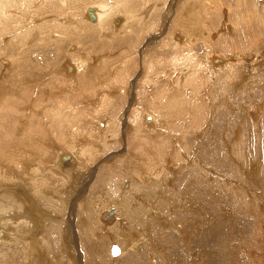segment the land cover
<instances>
[{
    "label": "rangeland",
    "instance_id": "obj_1",
    "mask_svg": "<svg viewBox=\"0 0 264 264\" xmlns=\"http://www.w3.org/2000/svg\"><path fill=\"white\" fill-rule=\"evenodd\" d=\"M111 4L116 10L103 15L101 20L110 37H102L100 28L91 27L88 18L80 20L82 0L73 1L69 13L70 19L78 22L73 31L59 27V24L64 28L71 24L69 17L65 18L69 11L65 6L55 7L62 8V14L50 11L53 6H45L48 12L42 14L43 10L36 9L40 1L29 11L12 9L15 12L10 13L11 19L22 26L12 24L13 28L21 26L15 31L2 29L0 49H4L6 56V49H10L11 54H20L21 62L26 60L23 67L18 61L16 68H25L29 73L38 65L43 70L34 69L37 76L28 75L26 89L13 85L9 98L0 90V195L9 194L14 201L13 209L1 217L8 223L1 235L15 236L18 248L29 245L27 253L32 248H41L38 264H135L134 259L138 264H264V0H101L97 3L100 9ZM128 11L137 12L138 16L114 31L113 25L116 27L118 23L113 20L122 18L121 13ZM47 21L58 23V28H54L63 32L56 45L39 37L33 43L18 45L21 38L25 41L26 33ZM188 30L199 33L192 32L195 36L183 42V50L202 65L198 70L181 71L180 77L205 79L206 84L202 83L199 91L200 118L189 121L188 110V114L174 118L171 126L164 121L150 129L143 122L142 133L137 137L134 123L144 121V105L161 88L169 90L175 86L172 76L163 75L170 69L162 70V66L170 60L175 41L182 42L175 36H189ZM42 31L47 33L45 29ZM145 31L148 34L144 35ZM206 52H210L207 56L211 58H224L228 65L220 67L221 63L212 61L209 64L203 56ZM4 53H0L2 59ZM99 55L108 57L95 64L91 72L84 69L72 79L65 78L73 72L64 71L60 66L64 61L70 64L80 61L85 65L93 63L89 58L96 61ZM121 62L129 74L126 73L124 83L107 72L112 64ZM187 62L182 61L181 67ZM6 69L0 62V81L15 83V71L8 73ZM102 78L107 79L106 84L98 83L96 87ZM71 86L76 91V102L69 93V97L65 95ZM100 90L120 92V98L115 100L117 105L113 101L99 104ZM52 97L60 105L51 103ZM78 98L83 102L78 106L81 110L77 109L80 117L83 115V120L91 121L89 132L101 130L100 133L94 132L90 137L87 132L82 136L86 132L83 127L78 126V131L73 123L71 126L67 123L61 127V134L57 130L58 122L51 121L56 111H64L73 122ZM104 119L115 121V127L106 130ZM147 127L150 130L144 131ZM65 135L72 141L75 139V145L88 141L95 158L85 160L82 166L71 160L72 151L62 142ZM91 138L94 141H89ZM162 143L167 146L163 160L153 157L143 163L156 168L153 175L140 156L145 152L156 155L154 147ZM56 146L61 149L55 151ZM137 149L143 152L135 154ZM175 155L181 158L177 160ZM61 156H68L69 160H61ZM131 163L137 164L140 173L139 186L130 189L126 182L132 176L127 173ZM171 163L175 165L172 167ZM29 175L41 178L37 185L41 192L36 197L29 191L36 186L33 181L37 178ZM26 193L28 197L22 200L20 194ZM120 195L126 198L116 200ZM105 197L102 206L106 204L107 208L110 200L112 203L108 209L103 207V211L123 203L118 210L115 207L123 216L116 219L115 215L112 224H105L99 215V219L89 217L102 212L97 203ZM63 200L66 206L62 205ZM23 201L30 203L26 211ZM209 216L213 218L211 224L205 222ZM24 218L29 224L23 229L28 235L26 240L19 237L16 225L19 221L27 225ZM50 223L56 225L55 230H49ZM167 224L170 226L165 227ZM116 229L122 234L116 233L115 239L102 232L110 234ZM188 230L193 232L190 248L184 243ZM113 244L123 247L115 263L110 251Z\"/></svg>",
    "mask_w": 264,
    "mask_h": 264
},
{
    "label": "bare ground",
    "instance_id": "obj_2",
    "mask_svg": "<svg viewBox=\"0 0 264 264\" xmlns=\"http://www.w3.org/2000/svg\"><path fill=\"white\" fill-rule=\"evenodd\" d=\"M36 1H40V6H38L36 9H41V10H43L41 13L43 14L44 12H48L47 10H48V7H45V6H53V9L51 10L50 9V11H52V12H54L55 11V13H60L61 12V14H62V12L64 11L62 8H57V9H55V7H62V5L63 6H65V9H68L67 11L68 12H66L65 14L67 15V17H65V18H68L69 17V20H68V22L70 21L71 22V24H70V26L69 27H67V28H64V26H63V24L62 25H60L59 24V27L60 26H62L61 28H63V29H67V31L68 30H72L73 31V27H75V26H77V24H78V22H77V20L76 21H74L73 22V20L74 19H70V12L73 10V1H76V0H0V25H3V26H0V35L2 36V34H3V30L2 29H9V28H11V29H9V30H11V31H15V30H17V29H19L21 26H22V24H17L15 21H13L12 19H11V14L10 13H13V12H15V11H13L12 9H24L25 11H29L30 10V7H34L35 6V3H36ZM82 2H83V7H82V10H81V12H80V14H83L82 16H79L80 17V20H87V18H88V15H87V13H86V11H85V8L87 7V6H91L92 7V12H93V15H94V19L93 20H90L89 18H88V22L90 23V26L91 27H94V26H98L99 28H100V30L102 31V33L100 34L102 37H110V36H112L111 35V33L110 32H107L106 31V29L104 30V27H103V21H101L102 20V16L103 15H105V14H107V13H112V12H114L116 9V6L115 5H110V7L109 8H107V9H104V8H102V9H100L99 8V6L97 5V3H100L101 2V0H82ZM146 3V2H145ZM146 5H148V4H146ZM21 12V11H20ZM40 13V14H41ZM61 14H59V15H61ZM64 14V13H63ZM53 15V17L54 16H59L58 14H52ZM50 16V15H49ZM71 16H72V14H71ZM84 16L86 17V19L84 18ZM138 16V14H137V12H134V11H128V12H122L121 13V17L122 18H120V19H115V20H113V22H115V24L116 23H118V27L116 26H114L113 25V30L114 31H118V29H119V27L122 25L123 26V24H126V23H128V22H131V20H133L135 17H137ZM83 17V18H82ZM45 18H48V17H45ZM55 18H57V17H55ZM74 18V17H73ZM26 19V18H25ZM29 19H31V18H29ZM53 19V18H52ZM51 19V20H52ZM58 19V18H57ZM64 19V18H63ZM63 19H62V21H63ZM47 20H50V18H48ZM55 21V20H54ZM64 21H67V20H65L64 19ZM14 22V23H13ZM18 22H20V20H18ZM12 24H14L15 26L16 25H21L20 27H16V28H13L12 27ZM66 24V23H65ZM79 24H80V22H79ZM57 25H58V23L55 25V24H53V22H51V21H47V22H45L44 24H42V25H39V26H37V27H34L30 32H28V33H26L23 37L25 38V41H23V39L21 38V40H19L20 42H22L21 44L19 43L18 45L19 46H22V45H26V44H30V43H33L34 41H36L37 39V37H39V39L41 40V41H44V40H47V41H49V43H50V41H52L53 43H55L54 45H56V42L58 43L60 40H61V34L63 33V32H61L60 30H61V28H59V29H56V28H58L57 27ZM54 27H56V28H54ZM148 28V27H147ZM5 29V30H6ZM42 29H45V31H47V33L46 34H44V31H42ZM48 29V30H47ZM78 29V28H77ZM11 31H7V33H10ZM20 31V30H19ZM66 31V30H65ZM193 31H195V30H192V31H190V30H188L186 33L188 34L189 33V36L188 35H185V34H182L181 36H175V38L177 39V40H179V39H182V42H177V41H175L176 43H174V45H175V47L173 48V53H172V56L170 57V60L168 61V60H166L167 61V63H166V65L163 67L162 66V70H164V69H170V71L169 72H166V71H164V74L163 75H165V76H172L171 78L172 79H174L175 80V86L174 87H172L171 89H169V86L172 84H169V86H167L168 87V89L169 90H163L162 88H161V90L159 91V92H155L151 97H154V98H150V100L146 103V105H144V109H143V111H144V121H137L136 123H134V135L135 136H139L140 135V133H142V131L141 130H143V127H144V123L143 122H145L146 124H149L148 126L150 127V129L152 128L151 126H154V125H156L157 123H160V122H164V121H166V123L168 124V126H171V121L174 119V118H177V116H179V115H182V114H188V110H190V116H189V121H190V119H191V121H192V119H194V120H196L197 119V117H198V119L200 118L199 117V115H200V113L199 114H197V112H201V111H199V109H200V107H199V104H200V101H199V93L201 92L200 91V87H201V85H202V83H204L205 81V79H203L202 80V78H199V81L198 80H196V78L195 77H180L181 75H180V72L181 71H185V70H198V68H200V66L202 65V63H200V62H198L197 61V59H195V58H193V57H191V56H189L184 50H183V48H184V43L183 42H185V41H187V40H189L190 39V36L192 35V37L193 36H195L193 33H199V30L197 31V32H193ZM18 32V31H17ZM193 32V33H192ZM117 33V32H116ZM202 33V32H201ZM36 34V35H35ZM68 34H71V32H69ZM67 34V35H68ZM146 34H148V31H145V34L144 35H146ZM0 36V37H1ZM197 36V38H198V35H196ZM200 37V36H199ZM202 38V37H201ZM1 39H3L2 37H1ZM0 39V40H1ZM4 39H5V37H4ZM36 39V40H35ZM38 39V40H39ZM194 39V38H193ZM195 41H196V39H194ZM198 40V39H197ZM18 41V42H19ZM3 42H5V40L3 41ZM50 44H52V43H50ZM1 45V44H0ZM17 45V46H18ZM187 45V44H186ZM4 47V46H3ZM2 47V48H3ZM18 48V47H17ZM22 48V47H21ZM128 48V47H127ZM154 48V47H153ZM1 51H0V53L2 54V53H4V49H0ZM16 50V49H15ZM21 49H19V51H20ZM53 50H55V48L53 47ZM6 51L8 52L7 53V56H6V54L4 55V57H5V59H2L1 57V59H0V62H2V64L4 65V67L6 66L7 67V69H6V72L8 71V73L10 72H12L13 70L15 71V72H13V74L15 75V77H14V79L16 78L17 79V81H19V82H15V83H10V82H8V81H6V82H3V81H0V90H2L3 92H5V97L6 98H9L10 96L8 95V93H9V91H12V89H13V85H15V86H17V85H19L20 87V89H22V88H27L28 86L26 85L27 84V82H28V75H30V74H34L35 76H37V74L35 73V71L37 70H43V68H41L40 66H38V65H34V67H33V71L31 70L29 73H27L26 71H25V68H22V69H18V68H16V67H18V66H16L15 64H18L17 62L18 61H20V63L19 64H21L22 66L21 67H23V65H26L25 63H26V60H24L23 59V62H21L22 61V57L20 56V54L19 55H16V52H15V54L13 55V54H11L12 52H10V49H6ZM17 51V50H16ZM18 51V52H19ZM144 51V50H143ZM216 51V50H215ZM182 53V56H179L178 54L179 53ZM53 53H55V51L53 52ZM207 53H210V52H206L203 56H204V58L206 59V60H208L209 62V64H210V61H212L213 63L215 62V64L217 63V64H219V63H221L222 65L220 66V67H222V66H224V65H228V63L226 62V60L224 59V58H222V57H220V58H211V57H209V56H207ZM9 54V55H8ZM146 54V53H145ZM238 54H239V52H238ZM242 54V53H241ZM241 54H240V56H241ZM210 55V54H209ZM9 56V57H8ZM238 56V55H237ZM239 56V57H240ZM3 57V56H2ZM12 57V58H11ZM105 57H108L107 55L105 56V55H99L98 57H96V61H95V58H93L92 59V57L91 58H89V60H91V61H93V63H88V64H85V65H83L80 61H73L72 62V64H70L69 62H67V61H64L62 64H60V66H63L64 67V71L65 72H67V73H71V72H73V74L72 75H69V76H65V78L66 79H72L73 78V76H76L78 73H83V71H84V69H87V70H89L90 72H91V70H93L94 69V66H95V64H97V63H99L100 61H102V59H104ZM185 58V59H184ZM199 58V57H198ZM186 61V60H188V64H186L185 65V67H181V62L183 61V63H184V60ZM205 59H204V61H205ZM89 60L87 61V62H89ZM68 61H71V60H68ZM162 61V60H161ZM16 62V63H15ZM190 63V64H189ZM28 64V63H27ZM33 66V65H32ZM183 66V65H182ZM12 67V68H11ZM27 67V66H26ZM154 67H156V66H154ZM161 67V66H160ZM211 67V66H210ZM220 67H218L217 66V68H220ZM12 70H11V69ZM31 68V67H30ZM104 68V67H103ZM102 68V69H103ZM159 68V67H158ZM34 69H36L35 71H34ZM61 70H63L62 69V67H61ZM153 69L151 68V70L150 71H152ZM218 70V69H217ZM36 71V72H37ZM157 71V70H156ZM107 72H109V75H111V77L113 78V79H116L118 82H125V81H123L124 79H125V76H126V66H125V63L124 62H121V63H117V64H115V65H111V67H109V69H108V71ZM154 72V71H153ZM171 72V73H170ZM93 73V72H92ZM195 73V72H194ZM39 74H41V73H39ZM128 74V73H127ZM86 75V74H85ZM129 75V74H128ZM196 75V74H195ZM203 75H205V74H203ZM9 76H11V74L9 75ZM122 76V77H121ZM198 76V75H197ZM12 77V76H11ZM33 77V76H32ZM121 77V78H120ZM157 77V76H156ZM180 77V78H179ZM200 77H202V75L200 76ZM84 79H85V77H83ZM159 78H163V77H159ZM204 78V77H203ZM15 79V80H16ZM88 78H86V80H87ZM145 79V78H144ZM93 80H95V79H93ZM102 80L103 81H101V79H100V82L99 81H97V84H96V87H97V85H98V83H102V82H107V79H103L102 78ZM32 81V80H31ZM73 81V80H72ZM130 81V80H129ZM164 81V80H163ZM162 81V82H163ZM104 82V84H106ZM156 82H158L157 80H156ZM159 82H161V81H159ZM67 83V82H66ZM94 83H96V81H94ZM89 84V83H88ZM204 84H206V82L204 83ZM203 84V85H204ZM244 84V83H243ZM103 85V84H102ZM108 85V84H107ZM120 85V84H119ZM27 86V87H26ZM70 86V85H69ZM68 86V87H69ZM73 86H75L74 85V83H73ZM106 86V85H105ZM156 86V85H155ZM243 86V85H242ZM66 87V86H65ZM87 87V86H86ZM96 87L94 86H92V87H89L88 86V89H96ZM109 87V86H108ZM116 87V86H115ZM171 87V86H170ZM85 88V87H84ZM107 88V87H106ZM110 88H111V86H110ZM165 88V87H164ZM85 89H87V88H85ZM116 89V88H115ZM122 89V88H121ZM121 89H120V92H122L121 91ZM166 89V88H165ZM69 90H73V92L71 91V92H69ZM118 90V89H117ZM163 90V91H162ZM104 91H106V90H104ZM104 91H102V90H100V92H99V95H98V97H97V101H99V104H101V103H104V102H106V103H110L111 101H113V104L114 105H117L116 103H115V100H116V98H120V97H118L119 96V93L117 94V93H113V91H107V92H104ZM116 91V90H115ZM158 91V90H157ZM200 91V92H199ZM118 92V91H117ZM63 93V92H62ZM67 94H65L66 96H68V93H69V96H73V100L75 101L77 98L75 97V93H76V91H75V89H74V87H70V88H67V92H66ZM73 93V94H72ZM89 93V92H88ZM72 94V95H71ZM81 94V93H80ZM194 96L193 98H190L189 96ZM1 96V95H0ZM57 96V95H56ZM68 96V97H69ZM53 99H51V103H57L56 105H60V103H59V100H57V98L56 97H52ZM201 98V97H200ZM68 99V98H67ZM80 99H82V98H80ZM79 98H78V100H77V103H75L74 105H75V108L73 109V122H71V121H69V117L67 118V116H66V113L63 111H56L55 113H54V116H53V118L51 119V121L53 120V121H55V123H57V126H58V128L59 129H57V130H59L60 131V133L62 134L63 132H61V127L65 124H67L68 123V125L69 126H71L72 125V123H73V128L75 127V128H77L78 129V126H81V128L83 127L85 130H86V132L85 133H83V134H81L82 136L83 135H87V132H89V130H88V127L89 126H91V121H87V120H83V118H82V116L80 117V115L79 114H81V113H79V110H77V109H80L78 106H81V104L83 103V102H81V100H80ZM86 99V98H85ZM152 99V100H151ZM154 99V100H153ZM7 100V99H6ZM69 100V99H68ZM5 101V100H4ZM8 101L9 100H7V103H8ZM96 101V102H97ZM76 102V101H75ZM91 102V101H90ZM7 103L5 104V105H7ZM202 103V102H201ZM90 104V103H89ZM112 104V105H113ZM0 105H2V104H0ZM4 105V106H5ZM9 105H10V103H9ZM83 105V104H82ZM92 105H94V104H92ZM202 106V105H201ZM99 107V106H98ZM143 107V106H142ZM209 107L210 106H208V109H209ZM14 108V107H13ZM56 108V107H55ZM214 108V107H213ZM59 109V108H58ZM192 109H194L193 111H192ZM81 110V109H80ZM54 111V110H53ZM52 111V112H53ZM38 112V111H37ZM146 114H149V115H146ZM133 115H135V113H134V111H133ZM85 116V115H84ZM104 116V115H103ZM60 117H64V118H67V120L66 119H61V120H58V118H60ZM135 117V116H134ZM108 118V117H107ZM193 120V121H194ZM57 121V122H56ZM104 121L106 122V123H103V125H104V127H105V129L106 130H112L114 127H115V121L113 122L112 120H107V119H104ZM176 121V120H175ZM141 122V124H139ZM174 121H172V123H173ZM175 123V122H174ZM48 126V125H47ZM66 127V126H65ZM64 127V128H65ZM149 127H147L144 131H146L147 129H148V131L150 130L149 129ZM80 128V129H81ZM78 131H79V129H78ZM94 132H97V134L98 133H100L101 132V130L99 131V130H92V131H90L89 132V135H90V137H91V135H93V133ZM114 135V134H113ZM66 136V135H65ZM94 136V135H93ZM86 137V136H85ZM63 140H62V142H64V146L66 145V147H68L72 152H71V160H73L74 162L76 161H78V162H80L79 163V165L81 164V166L84 164V161L85 160H87V159H89V158H91L92 156H93V151L92 150H90V146H89V142L88 141H85V143L83 142V140H82V142L78 145H75L76 143H77V141L75 140V139H73V141H72V139L70 138V137H64L63 136ZM87 138V137H86ZM89 141H94V139H89ZM163 142H164V139L162 140ZM166 141V140H165ZM62 144V143H61ZM166 145V143H162V144H160L159 146L157 145V146H155L154 148L156 149V151H157V154L156 155H153V154H151V153H149V152H145V154L144 155H142V156H140V159L143 161L142 162V164L145 162V160H147V159H149V158H153V157H157V158H159V161H162L163 160V155H164V152H165V149L167 148V146H165ZM177 145V144H176ZM60 146V145H59ZM52 148H54V147H52ZM178 148V147H177ZM11 149V148H10ZM55 151H59L61 148L60 147H58V146H56L55 148ZM53 149V150H54ZM138 152H143V150L142 149H137V152L135 153V154H137ZM66 155V154H65ZM80 156H85L84 158H81ZM86 156H88L87 158H86ZM114 156V155H113ZM93 158H95V156H93ZM175 158L178 160V159H180L181 157L179 156V155H175ZM61 160H64V161H68L69 160V158H68V156H61ZM138 163H140L139 161H138ZM67 164V163H66ZM65 164V165H66ZM70 164H71V161H70ZM73 164V163H72ZM76 165V167H77V164H75ZM144 166H146L145 164H143ZM173 165H175V164H173V163H171V166L173 167ZM129 166V165H128ZM130 166L131 167H128L129 169L127 170V173H129V175H130V173H132L131 175L132 176H130V178L128 179V183L126 182V184H129V188L131 189V188H133V187H137V185H138V174L140 173V170L139 169H137V164H135V163H131L130 164ZM147 167V169L148 170H150L151 169V172H150V174H153V175H156L154 172L156 171V168H151V167H149V166H146ZM165 168V167H164ZM78 169V168H77ZM78 171V170H77ZM79 171H81V170H79ZM174 171V169L172 170V172ZM175 172V171H174ZM77 174H79V173H77ZM172 175H174V174H172ZM171 175V176H172ZM31 176H36V175H29V177H31ZM122 176H123V174H122ZM127 176V175H126ZM170 176V175H169ZM32 179H33V177H31ZM36 180H34L33 181V183L36 185V186H34V188L33 189H31L29 192H31L35 197L41 192V190L39 189V187L37 186L38 185V182L40 181V176H36V177H34ZM43 179H45L44 177H43ZM28 184H30L31 185V183H28ZM29 186V185H28ZM121 186V185H120ZM139 186V185H138ZM13 190V189H12ZM23 191V190H22ZM122 192H125V191H123V190H121ZM11 195V194H10ZM3 199H1L0 198V225L2 226H0V262H6V260H7V262L5 263V264H38V262H40V257H41V248H32L31 250H30V253H27L28 252V246L29 245H26V243H25V247L24 248H18V247H20L18 244H19V241H18V239L15 237V236H12V237H6V236H2L1 234L3 233L2 231L5 229V228H7V221H3L2 220V215L3 214H5V213H7V212H9L10 210H12L13 209V207H12V202H14L12 199H11V196H9V194H6V195H0ZM25 196V197H24ZM23 196V194H20V197L22 198V200H25V198H27L28 197V194L26 193L25 195ZM12 197H13V195H12ZM41 198H44V197H41ZM126 198V197H125ZM125 198H123V195H120V196H118L117 198H115L116 200H122V199H125ZM46 199V198H45ZM135 199V198H134ZM47 200V199H46ZM105 200H107V197H105V198H103V199H101V201L99 202L98 201V203L97 204H99V209L102 211V212H99L100 214H91V215H89V217H97L98 219H99V216H100V220H103V222H105V224H109V223H113L114 222V219H115V215H116V219L118 218H120V216H123V213H121L120 211H116L115 210V207L117 208V210H118V208H120V206L123 204V203H120L119 205H115V207H110V209L109 210H105V211H103L104 209H103V207H105L106 208V204L104 205V206H102L101 204H103V203H105ZM62 202V205L63 206H66L67 205V203L63 200V201H61ZM67 202H68V198H67ZM107 202V201H106ZM110 203H112V201L110 200V201H108L107 202V208L106 209H108V207H109V205H110ZM124 203H125V201H124ZM128 203H130V202H128ZM127 203V204H128ZM143 203V202H142ZM152 204L151 205H153V202H151ZM22 204L24 205V209H25V211H26V208L28 207V205L30 204L29 202H26V201H23L22 202ZM45 204V203H44ZM49 205V204H48ZM49 207L51 208V206L49 205ZM134 207L136 208L137 207V204L136 205H134ZM22 208V207H21ZM21 208H19V209H21ZM192 208V207H191ZM44 209V208H43ZM52 209V208H51ZM134 209V208H133ZM193 209V208H192ZM260 210H261V208H260ZM125 211H127V210H125ZM124 211V212H125ZM29 213H31L30 212V210L28 211ZM99 215V216H98ZM25 218H27V217H25ZM25 218H24V220L23 221H25ZM207 219V221H205L206 223H208V224H211V221H212V219L213 218H211L210 216L208 217V218H206ZM216 219V218H215ZM99 221V220H98ZM109 221V222H108ZM216 221V220H215ZM26 222V221H25ZM100 222V221H99ZM27 223V222H26ZM202 223V222H201ZM16 225H17V228H18V234H19V237L20 238H22V239H27L26 237H28V235H27V233H24L23 232V229H25L26 227H28L29 226V224L27 223V225L25 224V223H23V222H17L16 223ZM100 225V224H99ZM213 225V224H212ZM12 226H14L13 225V223H12ZM168 226H170V225H165V227H168ZM179 226H181V225H179ZM178 226V227H179ZM14 227H16V226H14ZM47 227H49V230H55V227H56V225L54 224V223H50ZM177 228V227H176ZM181 228V227H180ZM15 230V229H14ZM22 230V231H21ZM189 232H188V235L187 236H185V238H184V243L190 248V246H189V242H191L192 241V243H193V239H192V237H193V232H191V230H188ZM52 232V231H51ZM102 232H103V234L106 236V237H108L109 239L112 237V239H115V237H116V233H119V235H121L122 234V232L120 231V230H118V229H116V230H113L112 231V233L110 232V234H109V232H107V231H105V230H102ZM167 232H169V231H167ZM125 233H129L128 231H126ZM255 236V235H254ZM259 236V235H258ZM126 239V237H123V239ZM255 238V237H254ZM124 239V240H125ZM258 239H261L260 237L259 238H257V240ZM256 241V240H255ZM111 243H114V241H112ZM260 243H263V242H260ZM259 243V244H260ZM125 246V245H124ZM112 249H113V251L114 252H111V255L113 256V258H114V263L117 261V256H118V254H120L121 253V251H122V249H123V247L122 246H119V245H117V244H113L112 245V247H111ZM110 248V249H111ZM38 250V251H37ZM243 250V249H242ZM72 251V249H70V253H72L71 252ZM111 251V250H110ZM48 252V251H47ZM46 252V253H47ZM68 252V251H67ZM258 254V253H257ZM31 256H32V262H30V260H31ZM116 258V259H115ZM262 258V257H261ZM137 260H135L134 259V263L135 264H138L137 262H136ZM174 261H176L175 259H174ZM125 262V261H124ZM177 262H178V260H177ZM42 263V262H41ZM40 263V264H41ZM121 263V262H120ZM141 263V262H140ZM116 264H119V263H116Z\"/></svg>",
    "mask_w": 264,
    "mask_h": 264
},
{
    "label": "water",
    "instance_id": "obj_3",
    "mask_svg": "<svg viewBox=\"0 0 264 264\" xmlns=\"http://www.w3.org/2000/svg\"><path fill=\"white\" fill-rule=\"evenodd\" d=\"M85 11H86V13H87V15H88V18H89L90 20H93V19H94V15H93V12H92V7H91V6H87V7L85 8ZM110 250H111V252H114L112 248H111Z\"/></svg>",
    "mask_w": 264,
    "mask_h": 264
}]
</instances>
